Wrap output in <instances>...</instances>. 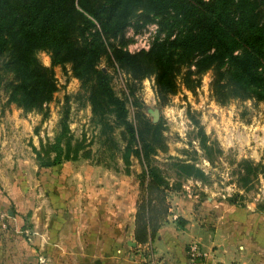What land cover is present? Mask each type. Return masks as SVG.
<instances>
[{
	"label": "rangeland",
	"instance_id": "1",
	"mask_svg": "<svg viewBox=\"0 0 264 264\" xmlns=\"http://www.w3.org/2000/svg\"><path fill=\"white\" fill-rule=\"evenodd\" d=\"M151 25L138 32L129 27L126 33L132 35L125 33V49L145 50L158 31L157 24L155 32L148 28ZM37 58L49 66L46 53H38ZM106 67L102 60L99 68L111 75L114 92L127 99L129 122L137 125V113L152 122L151 113L158 111V120L152 123L161 124V143L148 164L159 173L170 215L193 217L204 227L208 217L220 212L224 219L232 211L235 218L258 217L261 232L264 171L246 174L244 168L246 164L264 167V105L255 100L217 104L210 91L211 73L201 77L194 92L180 87L159 105L152 78L137 82L116 67ZM54 76L57 92L45 108L46 116L8 104L0 89V264H82L81 228L86 220L95 223L101 217H114L106 205L115 200L128 207L124 220L130 221V210L146 197L147 162L132 155L129 164L124 163L123 129L102 128L93 121L90 107L75 99L80 87L69 66L55 67ZM130 87L143 104L140 110L132 106ZM66 98L68 139L71 147L81 145L78 158L39 168L34 149L51 143L60 132ZM192 117L207 137V153L199 146ZM139 146L134 142L133 147ZM161 146L163 150L158 149ZM182 163L193 165L203 176H186L180 170ZM174 200L188 208L177 211L171 204ZM193 244L202 251L198 242Z\"/></svg>",
	"mask_w": 264,
	"mask_h": 264
},
{
	"label": "trees",
	"instance_id": "2",
	"mask_svg": "<svg viewBox=\"0 0 264 264\" xmlns=\"http://www.w3.org/2000/svg\"><path fill=\"white\" fill-rule=\"evenodd\" d=\"M153 23L158 31L149 48L127 51L126 30L138 32ZM40 52L48 55V67L37 58ZM102 60L133 81L152 78L159 105L180 87L194 92L206 73H211L210 91L217 104L255 100L264 105V0H0V89L7 103L46 116L57 92L54 68L69 66L80 87L75 99L90 107L93 121L102 128L123 129L124 163L132 155L147 162L146 197L137 206L134 237L146 243L154 234L152 219L166 209L159 173L148 164L161 143V124L139 113L137 125L128 121L127 99L114 92L111 75L99 68ZM129 94L132 106L142 109L131 87ZM68 100L60 132L34 149L39 168L78 158L81 145L71 147L68 139ZM192 120L199 146L207 153V137ZM180 170L189 177L203 176L193 165L182 163ZM244 170L256 174L264 167L246 164Z\"/></svg>",
	"mask_w": 264,
	"mask_h": 264
},
{
	"label": "crops",
	"instance_id": "3",
	"mask_svg": "<svg viewBox=\"0 0 264 264\" xmlns=\"http://www.w3.org/2000/svg\"><path fill=\"white\" fill-rule=\"evenodd\" d=\"M171 204L179 212L188 208L175 200ZM106 207L114 217H101L95 223L86 220L81 228L82 264H154L157 260L165 264H264V229L258 230V217L235 218L228 211L223 219L219 212L201 227L193 217L170 215L172 209L166 207L152 219L153 236L140 244L134 238L137 204L130 210V221L124 220L128 209L124 203L112 200ZM193 241L207 257L190 259L188 246Z\"/></svg>",
	"mask_w": 264,
	"mask_h": 264
},
{
	"label": "built area",
	"instance_id": "4",
	"mask_svg": "<svg viewBox=\"0 0 264 264\" xmlns=\"http://www.w3.org/2000/svg\"><path fill=\"white\" fill-rule=\"evenodd\" d=\"M151 30H153L154 32L157 30V26L156 24H152L151 27H148ZM127 35H132L131 32H127ZM150 45H147V47L145 48V50H147L149 48ZM188 256L190 257L191 260H196V259H202L207 257V254L203 251L200 250V248L198 247V245L193 244L189 247L188 249ZM154 264H165L164 261L162 260H157L154 262Z\"/></svg>",
	"mask_w": 264,
	"mask_h": 264
},
{
	"label": "water",
	"instance_id": "5",
	"mask_svg": "<svg viewBox=\"0 0 264 264\" xmlns=\"http://www.w3.org/2000/svg\"><path fill=\"white\" fill-rule=\"evenodd\" d=\"M152 115V122L156 123V121L158 120V111L154 110L153 113H151Z\"/></svg>",
	"mask_w": 264,
	"mask_h": 264
}]
</instances>
